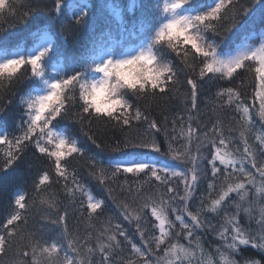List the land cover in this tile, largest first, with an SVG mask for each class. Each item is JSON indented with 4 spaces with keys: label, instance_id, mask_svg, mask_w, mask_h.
I'll return each mask as SVG.
<instances>
[{
    "label": "snow or ice",
    "instance_id": "snow-or-ice-1",
    "mask_svg": "<svg viewBox=\"0 0 264 264\" xmlns=\"http://www.w3.org/2000/svg\"><path fill=\"white\" fill-rule=\"evenodd\" d=\"M14 102L0 179L31 151L44 211L0 204V264H264V0H0V116Z\"/></svg>",
    "mask_w": 264,
    "mask_h": 264
},
{
    "label": "trees",
    "instance_id": "trees-1",
    "mask_svg": "<svg viewBox=\"0 0 264 264\" xmlns=\"http://www.w3.org/2000/svg\"><path fill=\"white\" fill-rule=\"evenodd\" d=\"M93 3H111V2H115V3H119L121 4V6L126 7L128 5V3L130 2V0H92ZM100 15V19L98 20V23L100 25V27H103V17L104 16H109L111 18V14L109 12V10L107 9V7H105L103 9V11L99 14ZM113 19V23H115V19ZM93 20H97V13L94 10L93 13ZM35 24V21L33 22V25ZM30 27H32V25H30ZM99 30V29H98ZM28 36V29H25L23 31H16L13 30L12 32H10L8 34V36L6 37L8 39V41L11 44H16L17 42H24L26 40V37ZM88 39V36H82L80 38V43H86ZM233 40L236 43H252V40H244L243 36L238 34L235 37H233ZM73 40L71 38H69L68 43L66 45H63V50L65 52L66 55H71L73 53ZM26 83V82H25ZM25 85H21V88H23ZM206 90L208 88V86H205ZM212 93L214 94L215 92V88H212ZM207 94V91H206ZM203 99V97H202ZM148 103L151 104V111L152 113L157 117V118H161L160 117V112L162 109L164 108H171L174 107L175 104L177 103V101L175 100H169L167 98L164 99H156V100H152L149 101ZM201 108H203V105H201ZM209 115H211V106H209ZM19 115V109L16 106V102L13 103V105L11 106V108L8 110V113L6 115H2L0 116V125L3 126H9L13 123L14 119ZM94 130H95V125L93 126ZM169 163H174L172 161H169ZM40 166H46L43 165L42 162H37L31 154V151H29L28 154H26L23 159L18 163V165L6 176L3 177L2 179H0V185H2V187H0V204L2 205H6L8 202V199L12 196L13 193H15L17 190H19L20 192H23L24 194H26L28 200V204L30 207V213H29V223L33 224L36 222H39L40 217L44 211V209L41 207L40 205V200L39 198H35V206H33V199L35 197L34 191L32 189V178L36 175V171L38 169V167ZM70 167L72 168H76L82 177L85 178V180H87V174L86 171L84 170L85 168V164L84 161L81 159H76V160H72ZM89 187L92 188L93 190V194L96 195V197L99 198H103L104 196L107 195V193L103 192V189L98 187L96 185L95 181H92L89 184ZM53 192L59 193L61 192L60 188H58L57 186L53 185ZM62 195V193H61ZM109 204H111V202L109 201ZM68 224L69 227L72 228L77 224V220L76 217H74L70 211L69 213V217H68ZM38 226V223H37ZM97 227L99 226V224L96 225ZM80 230L81 232L84 231V229L87 227L86 222L84 223H80L79 224ZM130 231H134V229H130ZM243 255L245 256H255L257 255L254 250H245ZM3 259H8L7 257L3 258Z\"/></svg>",
    "mask_w": 264,
    "mask_h": 264
}]
</instances>
